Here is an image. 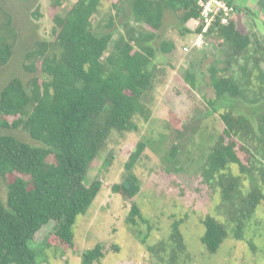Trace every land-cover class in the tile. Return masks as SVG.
I'll list each match as a JSON object with an SVG mask.
<instances>
[{"label": "trees", "instance_id": "trees-1", "mask_svg": "<svg viewBox=\"0 0 264 264\" xmlns=\"http://www.w3.org/2000/svg\"><path fill=\"white\" fill-rule=\"evenodd\" d=\"M118 1L120 5L124 3ZM227 1L235 6L234 18L228 25L216 24L207 34V40L214 38L213 46L220 43L224 47L221 54L226 57L225 67L219 68L221 61L217 60L208 68L215 93V98L208 100L213 112H218L219 105L226 101L246 99L247 91L260 95L259 84L264 91V73L256 70L263 62V43L241 30L238 15L248 9L240 8L235 0ZM101 3L102 0H77L66 14L57 13L54 39L37 42L26 54L29 63L24 69L31 74L41 72L43 78L35 76L25 83L13 77L0 91V126L22 129L42 144L35 146L13 135L0 136V177L8 178L7 202L0 198V264H44L46 259L37 252L34 242L49 227L53 232L46 245L76 249L77 218L88 212L104 187L101 180L86 182L89 169L113 132L137 129V115L148 118L157 78L164 75L154 61L156 53L159 50L170 54L176 49L174 41L162 39L165 13L179 14L183 34L193 33L195 38L203 30L202 25L194 31L187 26L200 17L197 0H129L128 9L115 5L117 13L110 16L107 31L98 33L92 19L99 13ZM261 3L264 5V0ZM52 4L59 8L64 0H52ZM5 19L6 25L0 30L6 36L0 35V67L13 56L11 18ZM118 25L124 33L115 40ZM5 28L10 29L8 33ZM157 41L156 48L153 43ZM240 61H244L240 67L244 84L228 74ZM185 80L197 88L199 80L191 69L186 71ZM252 103L256 125L253 116L233 109L220 114L224 129L211 147L202 171L207 183L221 188L238 240L264 200V160L249 167L238 152V145L245 150L241 142L255 141V149L264 159V95ZM8 117L15 120L9 122ZM177 131L181 132L180 128ZM148 147L147 138L138 143L125 165L123 180L112 187L115 194L131 203V224H137V218L145 221L135 201L142 189L135 168ZM178 149L173 145L168 152L170 162L175 160ZM246 150L252 157V152ZM233 165L252 176V187L247 192L240 188L241 178L227 172ZM203 223L206 231L202 243L214 254L228 238V229L212 216ZM180 225V221L174 222L171 239L183 250ZM103 247L98 243L84 252L82 264L101 262L105 258Z\"/></svg>", "mask_w": 264, "mask_h": 264}, {"label": "rangeland", "instance_id": "rangeland-1", "mask_svg": "<svg viewBox=\"0 0 264 264\" xmlns=\"http://www.w3.org/2000/svg\"><path fill=\"white\" fill-rule=\"evenodd\" d=\"M259 1L235 0L240 8L246 6L255 13L238 15L241 30L253 39H259L264 46V5ZM76 2L64 0L62 7L55 8L52 0H0V30L6 25L5 18L10 17L9 27L14 32L11 37L13 56L7 65L0 67V91L13 77H19L25 83L35 76L43 78L41 72L31 74L24 69L29 63L26 54L35 48L37 42L54 39V16L66 14ZM119 2L102 0L99 13L92 19L98 33L107 31L110 16L117 13L115 5L126 9L130 6L129 0H124L121 5ZM187 26L194 31V22ZM121 33L124 29L118 25L114 39L118 40ZM0 35H4L2 31ZM193 36V33L183 34L178 13H165L162 39L174 41L176 49L170 54L159 50L156 53L154 61L164 70V75L157 78L150 101V115L148 118L135 116L137 129L133 131L113 132L92 163L86 182L101 180L104 187L88 212L77 218L74 227L76 249L46 245L53 227L43 229L36 236L34 247L46 259L44 264H82V254L98 243L104 246L105 258L95 264H264V200L248 223L243 238L238 240L234 236L228 208L223 204L221 188L207 183L202 175L211 147L224 129L220 114L233 109L235 113L253 116L251 118L256 125V117L251 113L252 102L260 99L264 91L259 84L257 90L260 95L253 90L247 91L246 99L236 103L226 101L224 105L227 106L219 105V111L213 112L208 100L214 99L215 93L210 85L208 68L217 60L221 61L217 65L219 68L225 67L226 57L221 54L224 47L220 43L213 46L211 41L214 38L210 37L203 49L185 52L184 48L192 43ZM153 45L159 47V41ZM262 61L261 68L256 69L260 73H264V58ZM243 64L244 61L233 64L228 74L235 75L244 84L240 69ZM188 69L197 74V88H192L185 80ZM7 119L9 122L15 120L14 117ZM178 128L181 132L177 131ZM1 135H13L29 144L42 146L22 129L0 126ZM145 138L149 140V147L135 168L142 186L135 201L145 221L137 218V224H131L128 222L131 203L115 194L112 187L121 183L127 161ZM241 144L245 150L238 145V152L247 166L259 165L264 160L261 152L255 149V141ZM173 145L178 146L179 152L170 162L167 154ZM246 149L252 152V157ZM229 169L227 172L241 178L240 188L244 192L251 189V175L243 173L237 165ZM255 173L259 180L258 172ZM260 183L263 185L261 180ZM262 188L264 192V185ZM7 193L8 178L0 177V198L5 203ZM208 216L216 218L229 232L228 238L214 254L201 240L206 231L203 221ZM176 221L181 223L183 250L171 239ZM144 238H147L146 243H143Z\"/></svg>", "mask_w": 264, "mask_h": 264}, {"label": "built area", "instance_id": "built-area-1", "mask_svg": "<svg viewBox=\"0 0 264 264\" xmlns=\"http://www.w3.org/2000/svg\"><path fill=\"white\" fill-rule=\"evenodd\" d=\"M200 17L194 21L195 28L203 26L202 32L197 34L184 51L203 49L207 44V34L216 24L228 25L235 16V6L227 0H197Z\"/></svg>", "mask_w": 264, "mask_h": 264}, {"label": "flooded vegetation", "instance_id": "flooded-vegetation-1", "mask_svg": "<svg viewBox=\"0 0 264 264\" xmlns=\"http://www.w3.org/2000/svg\"><path fill=\"white\" fill-rule=\"evenodd\" d=\"M259 3L262 4V3H261V0L259 1ZM244 8L248 9V11H244L245 13L247 12V13L250 14V15H251V14H255L250 8H248V7H246V6H245ZM241 15H242V14H241Z\"/></svg>", "mask_w": 264, "mask_h": 264}]
</instances>
